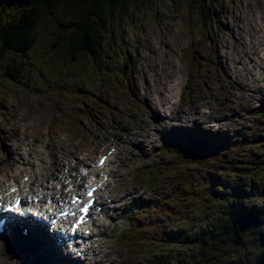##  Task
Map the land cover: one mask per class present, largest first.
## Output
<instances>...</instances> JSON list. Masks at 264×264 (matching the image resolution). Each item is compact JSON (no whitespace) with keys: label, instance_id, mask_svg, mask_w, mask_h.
<instances>
[{"label":"rangeland","instance_id":"obj_1","mask_svg":"<svg viewBox=\"0 0 264 264\" xmlns=\"http://www.w3.org/2000/svg\"><path fill=\"white\" fill-rule=\"evenodd\" d=\"M199 3L204 2L148 0L129 7L122 19L116 15L113 20L105 21V29L100 34L109 50L96 51V60L77 59L74 70L68 59L65 67H49V63L61 58L52 47L58 44L56 36L62 29L45 16L37 29V45L30 52L33 58L25 72L34 73L36 77L44 74L43 78L51 75L54 80H68L70 84L55 85L53 82L42 89L43 94L38 95V99L26 101L24 97L31 95V90L32 95L37 91L33 83L37 78L23 79L24 86L0 80V164L3 165L0 167V177H3L0 184L9 187L25 175H33L34 184L54 183L62 175L70 178L76 172L80 175V187H84L90 180L83 178L86 166L93 165L107 149L119 145L111 163L115 183L107 191L112 194L117 208L105 210L97 218L95 227V232L104 233L103 259L90 258L70 264H124L128 260L120 245L119 232L124 229L121 216L128 215L129 205L142 202L151 195L149 198L152 199L166 198L168 181L176 180L180 184L194 171H186V167L172 169L170 176L160 174L149 184L142 176L153 172L154 165L161 164L162 167L176 163L175 157L161 152L177 142L180 132L176 130L185 128L186 111L201 103V109L192 114L191 123L194 124L188 122L189 127L185 129L197 130L203 136L231 135L227 124H233L231 130H236L239 125L251 126L258 120L257 109L261 104L264 106V0H208L205 11L210 9L220 14L217 23L211 20L202 23ZM11 10L9 8L7 12ZM60 12L62 18H66L64 9ZM199 51L203 54H198ZM188 56L206 62L200 72L201 81L206 82L202 83L205 89L190 87ZM120 58L132 60L133 73L128 81L124 77L125 69L118 64ZM116 65L121 67L120 73L110 70ZM72 71H76V75H72ZM100 72L103 75L95 77ZM83 82H89L85 87L90 95L104 93L106 105L98 104L95 94L90 99L88 94L77 96L72 92L70 85ZM82 98L83 111L91 106V110L99 115L85 120L82 113L74 121L68 114L79 109L76 103ZM197 100L201 101L196 106ZM249 104L252 105L249 107ZM170 112L174 113L172 117H168ZM257 129L259 127L255 131ZM142 136L147 138L145 142ZM187 139L190 141L186 147L199 143L193 138ZM137 142H140V150ZM177 143L179 149L183 148L180 141ZM40 145L44 151L38 150ZM131 150L136 151L135 156ZM255 153L260 157L264 149ZM12 155L15 158H11ZM37 168L39 172L35 171ZM259 178L264 180V174ZM190 181L200 183L194 178ZM253 184L257 185L256 182ZM51 192L57 195L55 183ZM58 194L65 195L64 192ZM255 196L260 199L259 194ZM239 202L242 207L243 203ZM200 204L209 206L206 202ZM196 211L195 228L203 212ZM263 232V228L258 227L250 241L260 243ZM251 242L250 248L254 249ZM242 253H245L243 249H234L228 256L212 255L211 259L219 260L210 263L234 264ZM1 258L0 264L43 262L11 258L8 263L2 262Z\"/></svg>","mask_w":264,"mask_h":264},{"label":"trees","instance_id":"obj_2","mask_svg":"<svg viewBox=\"0 0 264 264\" xmlns=\"http://www.w3.org/2000/svg\"><path fill=\"white\" fill-rule=\"evenodd\" d=\"M145 1L148 0H0V80L6 84L24 86L23 79L37 78L33 81L37 91L32 95L31 90V95L24 99H38L37 94H43L42 89L55 80L51 75L43 78L44 74L36 77L34 73H26L25 67L32 61L30 52L36 48V32L45 16H49L48 20L57 23L62 29L56 36L58 44L52 47V51L61 58L49 63V67H65V60L68 59L74 70L77 59L96 60V51L102 48L109 50L100 34L105 29L106 20L111 21L116 15L122 19L129 7ZM200 2H204L199 3L202 23L207 20L217 23L220 14L210 9L205 11L208 0ZM9 8H12L10 13L7 12ZM61 9H64L66 18H62ZM197 53L203 54L201 51ZM6 54L10 55L4 57ZM208 57L212 58L211 55ZM186 60L190 87L205 89L202 83L206 82L201 81L200 72L206 67V62L196 56H188ZM131 63V58L118 60V64L125 69L124 77L127 81L133 73ZM4 64L5 67L2 66ZM120 68L116 65L110 70L120 73ZM76 73L72 71L71 74ZM102 75L100 72L95 77ZM87 84L89 82L75 84L71 90L77 96L88 94L90 99L95 94L97 103L106 105V99L103 98L107 96L104 93L90 95L85 87ZM83 105L82 98L76 103L79 109L71 110L68 117L71 116L75 121L82 113L85 120L99 115L91 110V106L83 111ZM262 126L264 116L250 127L249 141L236 135L226 139L225 135L215 138L207 136L205 140L209 144L203 147L171 149L167 154L175 157L176 163L162 167L161 164L155 165V170L147 175L145 182L149 183V180L160 174H172V169L186 167V171H194L180 184L176 180L168 181L166 198L148 199L144 206L132 205L136 209L127 217L126 228L121 232V242L128 257L124 264H211V261L215 263L219 260L211 259L212 255L228 256L234 249H243L245 252L239 255L234 264H264V234L260 243L250 241V237H255L258 227L264 230V201H260L264 199V180L258 179V176L264 174V154L257 157L253 149L256 144L264 148V132L259 134L255 131ZM193 138L201 140L197 134ZM185 139L180 136L184 144L187 143ZM233 151H236L238 157L233 155L224 159L218 155L219 152L228 155V152ZM192 178L200 183L193 184L190 181ZM255 182L257 185L253 184ZM160 194L158 191L157 196L160 197ZM256 194H259V200ZM239 201L243 203L242 207ZM200 202H206L209 206L206 205V208ZM196 210L203 211L197 219V228L193 225L197 218ZM250 242L254 249L250 248ZM223 244L224 247L221 246Z\"/></svg>","mask_w":264,"mask_h":264},{"label":"snow or ice","instance_id":"obj_3","mask_svg":"<svg viewBox=\"0 0 264 264\" xmlns=\"http://www.w3.org/2000/svg\"><path fill=\"white\" fill-rule=\"evenodd\" d=\"M38 150L43 151L39 146ZM11 158H15L14 155ZM105 159L107 157L100 160V166L104 165ZM35 162L39 163V160ZM2 166L0 164V167ZM35 171L39 172V168L35 169ZM78 175L79 173L76 172L72 173L70 178L62 175L59 181L54 182L57 191L55 199L50 198L52 196L50 191L52 188L51 183H46L41 187L40 182H37L31 186L30 192L29 188L25 187V184L29 182V176L27 175L23 177L18 186H16V182H13L14 186L11 188L7 184H0V230H3L4 221L7 219L13 229L18 228L29 243L44 247L56 246L57 243V236L49 231V223L69 224L68 231L73 237L88 235V228L91 226L90 222L94 219V214L100 209V186L88 188L87 183H85L84 187H80ZM105 179L107 178L105 177ZM0 180H3V177H0ZM74 181L75 184L73 183ZM62 183L67 185L63 189L64 196L58 194ZM20 190L25 193L24 202L27 205L41 204L48 210V217L46 218L49 219V223H45L44 219L26 217L25 211L22 210V198L18 194ZM32 192L37 194L33 196ZM68 193H72V195L69 196ZM11 194L16 195L12 196L11 199H7ZM52 210L55 211V215H52ZM39 215L44 217L45 214L41 212ZM26 222L28 224H33L34 222L35 224L46 226V234L35 228L34 225L32 228L25 227Z\"/></svg>","mask_w":264,"mask_h":264},{"label":"bare ground","instance_id":"obj_4","mask_svg":"<svg viewBox=\"0 0 264 264\" xmlns=\"http://www.w3.org/2000/svg\"><path fill=\"white\" fill-rule=\"evenodd\" d=\"M263 52H261V54ZM55 80H57V81H55L56 83H54L55 85H62V84L69 85L70 84L68 82V80H65V81L61 80L60 82L58 81L57 78H55ZM76 84H80V83H76ZM73 85H75V84H72L70 86H73ZM37 96H38V94H37ZM160 101H162V100H159V102ZM199 102L200 101L197 100L195 102V105L197 106V104ZM197 108H198V110L201 109V103H200V106ZM180 109H182V108L180 107ZM171 113L172 112H170L168 115L170 116ZM168 115H165V116H168ZM227 125H228V128H230L229 132L233 133L231 135L225 134L227 137H230L232 135H236V136L243 137L246 141H249V139H250L249 130H251L250 126L239 125L236 130H231V128H233V124H227ZM182 131H183L182 129H179V132H182ZM177 138H178L177 142L178 141L181 142L180 136H178ZM177 142H175V145H173V146H175L177 148V150H179ZM39 148H41V145L39 146ZM110 151H112L111 148L107 149L104 152V154L101 153L102 155L100 154L101 156L99 155L98 158H102V157H106V156H107V158H109ZM164 152L165 151L163 150L161 152V154H164ZM114 153L115 152H113L111 154L110 160H113ZM231 154L235 155V151H233ZM110 160H108L107 163H109ZM55 164H56V162H55ZM98 164H99V162L96 161L93 165H98ZM91 166L92 165L86 166L88 173L96 171V170H92L90 168ZM56 171H59V170H56ZM42 233L46 234L45 232H42ZM17 234H18L17 231L12 230L7 235L4 234L3 236L0 237V257H2L1 258L2 262L11 263V261H10L11 258H18L19 261H22L24 259H29V260H31V259H40V260L44 259L48 264H60V260H70L69 264L72 263L73 261H75V258L69 257L67 252L65 254L63 252V248L57 244H56V246H48V247L41 246L43 251L40 248H38L37 245L34 244V247L37 249V251H35V252H32L31 250L24 251L20 248V240L17 238ZM64 238H65V236H64ZM38 246L40 247V245H38ZM73 255H76V253H74Z\"/></svg>","mask_w":264,"mask_h":264},{"label":"water","instance_id":"obj_5","mask_svg":"<svg viewBox=\"0 0 264 264\" xmlns=\"http://www.w3.org/2000/svg\"><path fill=\"white\" fill-rule=\"evenodd\" d=\"M25 248H28V243L24 244Z\"/></svg>","mask_w":264,"mask_h":264}]
</instances>
